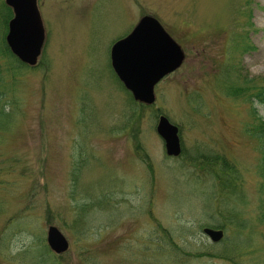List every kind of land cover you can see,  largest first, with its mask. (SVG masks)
Masks as SVG:
<instances>
[{
    "label": "rangeland",
    "instance_id": "obj_1",
    "mask_svg": "<svg viewBox=\"0 0 264 264\" xmlns=\"http://www.w3.org/2000/svg\"><path fill=\"white\" fill-rule=\"evenodd\" d=\"M39 9V65L0 62L11 114L0 127V264H264L262 155L248 132L264 105L249 100L254 90L234 94L264 87V0H40ZM146 15L185 52L151 106L111 62L114 43ZM160 116L179 128L178 158L166 154ZM51 225L70 242L65 254L47 245ZM205 228L225 237L213 242Z\"/></svg>",
    "mask_w": 264,
    "mask_h": 264
},
{
    "label": "water",
    "instance_id": "obj_2",
    "mask_svg": "<svg viewBox=\"0 0 264 264\" xmlns=\"http://www.w3.org/2000/svg\"><path fill=\"white\" fill-rule=\"evenodd\" d=\"M39 0H5L12 9L6 43L12 54L23 64L36 67L46 42V30L38 6ZM185 60L181 45L153 16H144L134 30L117 41L111 50L115 73L135 101L152 105L156 101L155 88L167 75L178 70ZM157 132L165 142L166 153L179 157L182 153L179 128L161 116ZM205 234L213 242L224 237L221 230L206 228ZM47 244L56 254L70 248L67 237L57 226H49Z\"/></svg>",
    "mask_w": 264,
    "mask_h": 264
},
{
    "label": "trees",
    "instance_id": "obj_3",
    "mask_svg": "<svg viewBox=\"0 0 264 264\" xmlns=\"http://www.w3.org/2000/svg\"><path fill=\"white\" fill-rule=\"evenodd\" d=\"M2 0H0V4L3 6L4 8V13H5V17L2 18L1 20V25L4 27V31H3V27L2 31L0 32V62L2 59H6L9 60L10 63L11 61L14 64L18 63V66L21 68H27L24 64H22L21 62L18 61V59H16V57H14L5 40V36L8 30V21L11 19L12 17V10L7 7L4 3L1 2ZM238 44L240 46H242V48H244L246 51L252 49V47H250L249 45H247L246 43H239L238 40ZM1 65V63H0ZM9 73V71H7V68L3 69L2 66H0V127H3L5 125H7L8 122H10V116L11 114L7 113L6 109L2 107V104L5 101V94L3 93V91L1 90V88L3 87V82L4 79H6V74ZM252 82V81H251ZM250 83V81H249ZM248 83V84H249ZM254 90L255 93H252L249 95V100L252 102L253 99H256L257 102H260L261 104L264 105V87H259L257 88L256 86H246V87H238L234 90V94H236L237 96H247V92ZM142 106V105H141ZM257 123L255 124V126L253 128L249 127L248 132L251 133L252 137H254L255 139H257L260 143V152H261V165H260V176H262L263 180H264V119L262 118H257ZM141 148L139 147L138 150H140ZM220 160V161H219ZM222 160V162H221ZM215 161H218L223 167L225 172H229L232 167L231 165L228 163L229 161L226 160L225 157H221L219 156L218 158L216 157ZM216 176L217 173L215 172ZM223 178L225 179V177L223 176ZM226 180V179H225ZM260 194H261V204H260V209L262 210V214H263V218L262 220L264 221V181L262 182L261 186H260ZM222 228V227H220Z\"/></svg>",
    "mask_w": 264,
    "mask_h": 264
}]
</instances>
